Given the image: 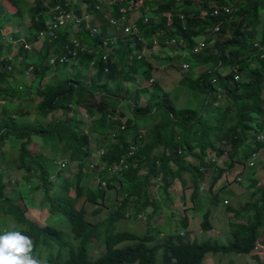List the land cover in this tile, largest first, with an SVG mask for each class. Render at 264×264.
Segmentation results:
<instances>
[{
    "label": "trees",
    "instance_id": "trees-1",
    "mask_svg": "<svg viewBox=\"0 0 264 264\" xmlns=\"http://www.w3.org/2000/svg\"><path fill=\"white\" fill-rule=\"evenodd\" d=\"M182 1L136 0L139 11L135 22L140 25L142 40L125 35L124 24H121L119 39L109 60L97 56L92 77L86 68L79 72L71 68L73 78L59 75L54 83L46 82L48 68H52L47 61L50 44L45 43L40 59L36 56L34 59L33 54L25 49V42L21 41V32L12 33V41H4L3 29L11 25L10 21L23 20L20 5L25 3L24 0H8L9 5L17 9L11 15H5L8 9L1 5L0 235L20 231L29 236L33 240L34 253L45 264H173V258L175 264H203L210 252L239 255L253 252V260L248 264H264V256L256 251L264 246L260 240L264 228L263 188L255 190H259L257 193L262 198L259 203L251 201L242 207L227 205L230 213L228 232L232 236L227 242L211 236L204 240L187 238V215L178 220L185 226V231L168 232L164 225L174 224L166 218L157 234L150 230L145 233L134 230L139 229L143 220L148 222L150 229L154 219L167 216L161 208L168 205L166 200L176 203L182 199L180 201L188 204L186 194L178 199L176 194L173 197L171 187L176 181L187 186L191 177L197 187V184L210 180L207 176L211 173L215 177L213 189L214 184L224 179L238 162L243 163L242 168L245 166L246 171L253 155L264 149V144L256 139L257 133L263 131L264 57H261L262 51L254 47L256 41L264 43V0ZM80 2V6L85 3V9L81 10L77 3L71 4L66 0H35L36 8L31 10L34 33L24 36L26 41H35L37 34L44 30L46 13L51 7L59 5L80 15L97 11V0ZM213 6H231L232 11L214 16L211 15ZM105 10L110 11L106 7ZM4 15L8 17L7 21H4ZM118 15L119 9L115 13ZM145 15L149 16L147 21ZM97 16L104 19L107 14L99 12ZM107 20L101 23L100 35L92 37L81 30V41L97 50L101 48L103 38L112 35L111 21ZM216 25H220L219 31L214 30ZM227 33L229 37H225ZM203 35H206V47L195 53L194 47ZM172 38H176L177 46L182 44L184 50L192 54L194 66L206 67L197 79L186 77L180 81V84H190L192 89L208 96L202 111L178 109L155 80L151 83L154 90L150 88V100L144 107H141L139 94L132 90L130 83L137 82L142 67L147 80H152L153 74L149 58L144 55L138 59L136 51L154 46L155 40L164 49ZM67 40L63 38L61 43ZM14 41L18 52L12 57ZM92 57L89 53L82 55L88 68ZM23 63L31 64L35 75L33 86L28 87L33 95L31 98L25 97L26 91L15 83V74L24 72L20 66ZM188 63L191 68V63ZM57 67L60 68L59 65ZM124 85L128 86L123 92ZM123 101L131 104L137 118L153 115L155 126L152 124V128H147L133 119L124 120L123 113L119 121L110 120L108 115L118 111L112 107L113 103L121 104ZM16 102L19 105L14 108ZM73 107L81 108L89 119L86 131L80 129L76 114L69 116ZM33 112L37 114L35 121L26 120ZM158 118L163 122L157 123ZM49 119L45 124L44 121ZM124 121L127 130L119 135L118 142L112 143V130L119 128ZM147 134L151 139L146 142ZM92 135L96 136L97 150L106 148L99 157V166L103 167L99 173L89 167L93 157ZM14 141L20 145L19 155L6 158L7 144ZM133 145L139 146V150L129 157ZM192 157L196 162L189 161ZM126 158L129 167L122 173H114L117 165ZM222 159L227 161L229 171H222L218 166ZM75 165L76 172H71L70 167ZM11 168L22 174L16 179L10 178ZM86 172L93 175V186L88 185ZM237 178L223 184L237 182ZM98 179L107 182L108 190L97 182ZM19 186L22 189L18 191ZM111 190L116 191L117 202L108 216L98 221L89 220L85 203L93 204L92 214H100ZM198 195L197 188L193 197ZM218 195L215 194L214 198ZM16 196L26 200L27 206L30 204L31 207H35L39 196L42 207L47 208L48 217H55L54 223L42 225L31 218L28 207L15 201ZM45 202L47 207H44ZM185 209L189 207L185 206ZM180 210L182 208L172 211L175 219H178L175 211ZM210 217L211 210L205 213L203 235L214 228ZM241 217L242 220L239 219ZM122 218L125 223L120 222ZM91 244L96 247L89 250ZM95 251L97 255H94Z\"/></svg>",
    "mask_w": 264,
    "mask_h": 264
},
{
    "label": "rangeland",
    "instance_id": "rangeland-1",
    "mask_svg": "<svg viewBox=\"0 0 264 264\" xmlns=\"http://www.w3.org/2000/svg\"><path fill=\"white\" fill-rule=\"evenodd\" d=\"M72 1H74V3H77V2H80L81 0H72ZM24 2L25 3H22L20 5L23 10L22 11L23 20L21 22H17L14 20L10 21L9 25L10 24L11 25L3 29L4 41H9L11 34L15 33L16 31L21 32L22 37L24 36L27 37L28 35H31V34L33 35L34 33L33 32L34 30L32 29L33 22L31 20L33 13L31 12V10L36 8L35 0H24ZM82 4L85 5L84 2ZM1 5L6 6V8L8 9L9 13L6 12L5 15L14 14L17 11L16 8L9 5L8 0H0V7ZM137 18H138V15H135L133 17V20L136 21ZM3 19L4 21L5 20L7 21L8 17L5 16ZM13 24H15L17 28H15L16 26H13ZM229 36H230L229 33H227L225 37H229ZM201 38L202 37L198 38V40H200ZM216 38L217 37L215 36V39ZM174 45L172 46L168 45L164 49L161 48L160 46H156V47L146 46V53L148 51H151V49L153 50V48L157 49L158 53H161V54L167 53L165 49H169L171 51H174V50L178 51L179 49L183 48L184 50L183 45H179V46L177 45L174 46ZM17 49H18V46L16 47V45H14L11 48L12 57L17 54ZM184 52L185 53L183 54H185L186 56L177 57L175 61L170 60V59L167 61L165 60L164 61L165 67L161 66L160 68L153 69L152 79L154 78L155 83L157 82L160 83L161 87L167 93V95H170V98L174 100V103L176 104L178 109L180 110L192 109V110L202 111L204 109V106L206 105L208 96L199 91L192 89L190 84L189 85L180 84V80L186 77L190 78V80L196 79L198 78V73L200 74V72L205 70L206 67L201 68L200 66L199 67L194 66L195 60L191 59L192 54L189 52L187 53V51H184ZM31 54H33L34 59H36V57L40 59L39 48H36L34 52H32ZM167 55H170V53H167ZM163 59H165V56H163ZM185 62H190L191 68L189 69L184 68L183 65ZM31 64L33 65L32 60H31ZM31 64H29V66L25 63L21 64L20 65L21 70L24 72L15 74V77H16L15 83L19 85L24 91H26V94H24V96L28 98L33 97L28 87L31 88L30 86H33V80L35 77V75L31 71V67H32ZM176 65L178 67H176ZM65 67L54 68V69L48 68V72L46 74V79H47L46 82L54 83V80L57 77H59V74L61 72H63V75L65 78L67 77L73 78L74 77L73 70L71 68L65 69ZM83 68H86V70H88L89 77H92V75L94 74V69L89 70V68L86 66H84ZM83 68H80L78 70L81 71ZM137 80H138V77H137ZM148 81L149 82L147 83L145 79L140 77L139 84H136V83L132 84V87H133L132 89H133L134 94H139V100H140L141 106H144L145 102L146 103L149 102L150 93L152 92V90H154L153 86H151L152 85L151 80H148ZM128 85L123 86V89H124L123 92L125 91ZM143 85L145 86L146 90L142 89ZM162 94L163 93H161V95ZM97 98L99 100V96ZM128 98H131V97H129L128 95ZM219 102L222 103L221 98L219 99ZM127 103L129 102H124L123 104H117L116 102H114L112 107L115 108L116 110H120L125 115L123 118L124 120L133 119V121L137 122L138 124L140 123L141 126H145L147 128H152V124H154L155 126L154 119L156 118L153 115H142L137 118L135 117V115H133L132 109L130 107L131 104L129 103L130 105L129 104L127 105ZM18 105H19V102H16L13 104V107L16 108ZM72 113L77 115L78 122L81 123L80 129L83 131H86V129H88V126H89V119L86 118L83 110L81 108L73 107L72 112L69 113V116H71ZM36 115L37 114L33 112L30 116L26 117L25 119L28 121L34 122ZM60 116L63 117V114H60ZM159 119L160 118H158L157 123L163 122V120H159ZM49 121L50 119L44 121V123L47 124ZM117 129L118 128H115L114 130H117ZM34 139L35 141H38L37 138H34ZM150 139H151L150 135L147 134L146 139H145L146 142L149 141ZM95 141H96V136L92 135L91 136V153L93 154V158L97 160V157L99 156L96 154ZM7 145L8 146L6 148L9 149V151L5 154L6 158L7 157L8 158L18 157L20 145L16 143L15 141L8 143ZM207 153H209V156H210L211 154L210 150H208ZM189 161L196 162L194 157L190 158ZM62 163L63 162H60V165H62ZM64 163L66 164L67 162H64ZM242 164L243 163L238 162L234 166L232 171L226 177H224V179H221L214 184L215 186L213 187V189H212L213 180H214L213 178L215 177H212L211 173H209L207 176L210 180H206L202 184L201 183L197 184V187L194 186V182H192L191 177H189L190 181L187 182L188 183L187 186H185L183 183H179V181H176L175 184L171 187V192L174 193L173 197L177 195V197L175 198L178 199L180 198V196L186 194L188 204H184L183 201H180L182 199L178 200V202L176 203H172L170 200H166V203L168 205L167 206L164 205V207H161V208L163 209V213H166L167 216L164 215L165 217H163L160 220H156V221H154L155 220L154 219L150 226V229H148L147 227L148 222L143 220V222H140L139 229H134V230L139 231L140 233H145V232H148V230H150V232L157 234L158 229L162 225V221L165 218H166L165 220L170 219L174 224V226L170 224L164 225V229H166L168 232L170 230L172 231L182 230V229L184 230L185 226L180 225L182 223H179L178 220L182 218L183 216L185 217V215H187V217H189V227L185 228V230L189 232V234L187 235V238L192 237V239L204 240L211 236L215 239H218L220 242H227L232 237L231 234L228 232L230 213L227 208V205H232L234 207H242L244 205H248V203H250L251 201H256L257 203H259V199L260 201H262V198H259L260 194L257 193L259 190L258 191H255V190H257L258 188L264 189V149L259 151L258 157L255 159L254 165L251 168L248 167L245 171V166L242 168ZM72 165L73 164H71V166ZM218 166L222 169V171H229V166H228L227 161H225V159L220 160ZM76 169H77L76 165L73 167H70L71 172H76ZM9 171H10L9 173L10 178L12 179H16L18 176L22 174L21 172H18L16 168H11L9 169ZM239 174H241L240 176L242 179L241 183L233 181V183L223 184L227 182L228 180H234V178L236 179ZM85 178L88 179L89 186L94 185V177L91 173L86 172ZM202 186L203 188H201ZM197 188L199 189V195L196 198H194L193 195ZM21 189L22 187L19 186L18 191ZM161 189L159 187L160 192L162 191ZM215 194H219L218 197L216 198L217 200L214 198ZM255 197H258V198L253 199ZM225 198L228 199L227 203L223 201ZM15 201L23 205V207H28L27 209L28 215L31 218L37 220L40 224L47 225L48 223H54L55 217H48L49 215L48 213H46L47 208L42 207V203H41L39 196H37V204L34 205L35 207H31L30 204H28L27 206L26 200L20 197H17V196L15 198ZM116 202H117L116 191L115 190L109 191L107 204L106 206L102 207V212L97 215L92 214V211L94 209L93 204L90 202H86L85 209L88 210L86 211V213H88L86 217H88V219L91 221H98V220L104 219L108 216L109 212L112 210ZM170 204H172V206H170ZM185 206L189 207V209H185ZM44 207H47V202L44 203ZM177 208H182V210L175 211V213L178 214L177 215L178 219H175L173 217L172 211L176 210ZM209 210H211L210 218H211L214 228L212 230L207 231L208 234L205 233L203 235L204 229L202 227V223L205 220V213ZM151 219H152V216H151ZM239 219L242 220L243 218L241 217ZM125 221L126 220L123 218L120 219V222L125 223ZM160 229L162 230V227ZM167 235L168 233H166V236ZM166 236H163V237H166ZM260 240L262 241V243H264V228H263L262 236L260 237ZM94 247H96V245L91 244L89 250L93 249ZM256 251L259 252L261 256H264V246L260 247V249ZM97 254L98 253L95 251L94 255H97ZM252 254L253 252L247 255L246 254L239 255L237 253L210 252L206 255V258L203 264H248L250 261L253 260Z\"/></svg>",
    "mask_w": 264,
    "mask_h": 264
},
{
    "label": "built area",
    "instance_id": "built-area-1",
    "mask_svg": "<svg viewBox=\"0 0 264 264\" xmlns=\"http://www.w3.org/2000/svg\"><path fill=\"white\" fill-rule=\"evenodd\" d=\"M234 1V0H232ZM179 3H183L182 0H178ZM86 8V5H84ZM105 7L111 11L109 12V20L111 21L110 28L113 27L114 33L111 31V36L103 38V45L98 50L94 47L89 46L88 43L81 41L79 37L78 31L84 30L90 34V36L94 37L96 35L101 34V22L98 20L97 14L99 12H104ZM84 8V9H85ZM213 12L211 15L219 16L221 13H230L232 11L231 6L217 7L213 6ZM96 10L90 12H83L81 15L74 12L73 9H66L59 5L55 7H51L50 10L46 13V20L44 25V30L39 32L36 36L35 41L29 42L26 41V38L23 37V41L25 42V49L32 53L36 48H41L45 45V43L50 44V52L48 56V65L52 68H56L59 66H66L74 69V71H79L78 69L83 68L84 62L82 60V55L89 53L93 55V57L89 61V70L94 69L97 62V56L104 57L105 60H109L112 50L115 48L116 40L114 37L118 36V31L121 29V24H124V32L127 36L137 37L139 40H142V35L140 31V25L133 20V15H135L139 11V4L136 0H97ZM119 9V15L115 16L116 10ZM99 11V12H98ZM184 18V16H183ZM149 19V16L145 15V21ZM38 20V19H37ZM215 31L220 30V25H216L214 27ZM207 32H209L207 30ZM78 33V36H77ZM68 34V35H67ZM70 35V38L68 39ZM63 38H67L68 40L65 43H61ZM10 41L12 39L10 38ZM15 42V41H14ZM16 43V42H15ZM168 45H173L177 43L176 38H172L167 41ZM182 45V44H180ZM154 46H158V41H154ZM206 47V35H203L200 40L197 41L194 52L200 53ZM254 47L258 48L262 51L261 57H264V43L256 41L254 43ZM146 52V48L142 50H137L136 55L138 59H142ZM184 68H190V64L188 62L184 63ZM84 70V68L82 69ZM109 71V69H106ZM239 78H237L238 80ZM153 82V80H151ZM121 111L118 110L116 113H111L108 115L110 120L119 121L122 119ZM263 123V131L257 133V141L264 144V117L262 118ZM127 130L126 121L117 129L112 130L111 132V142H118L119 135ZM141 148V147H140ZM139 150V146L133 145L130 150L129 157L134 156ZM106 151V148H102L101 150L96 149V154L101 157ZM259 153L253 155V160L250 162L249 167L254 165L255 159L258 157ZM93 156V154H92ZM99 157L95 160L92 157V161L89 163V167L91 171L100 172L99 165ZM129 167L127 158L123 159L121 164L117 165L114 169V173H122ZM241 177L237 178V182H240ZM101 185L107 189L108 184L105 181H100ZM108 190V189H107ZM227 203V200H225Z\"/></svg>",
    "mask_w": 264,
    "mask_h": 264
},
{
    "label": "clouds",
    "instance_id": "clouds-1",
    "mask_svg": "<svg viewBox=\"0 0 264 264\" xmlns=\"http://www.w3.org/2000/svg\"><path fill=\"white\" fill-rule=\"evenodd\" d=\"M0 264H45V261L34 253L29 236L20 231H8L0 235Z\"/></svg>",
    "mask_w": 264,
    "mask_h": 264
},
{
    "label": "crops",
    "instance_id": "crops-1",
    "mask_svg": "<svg viewBox=\"0 0 264 264\" xmlns=\"http://www.w3.org/2000/svg\"><path fill=\"white\" fill-rule=\"evenodd\" d=\"M66 2H69V3H74V1H69V0H66ZM81 2H77V5L78 4H80ZM78 6H80V5H78ZM80 8H81V10H83L84 8H85V6H84V4H81V6H80ZM102 12V11H101ZM102 13H104L105 15L107 14V16L103 19L102 17H99L98 18V20L102 23V21L104 22H107L108 20L107 19H109L108 17H109V13H108V11H106V10H104V12H102ZM110 14H111V11H110ZM137 15V14H136ZM135 16V15H134ZM107 18V19H106ZM104 24V23H103ZM110 30L114 33L115 31H114V29H113V27H111L110 28ZM80 31H78V33H79ZM78 33H77V36H78ZM80 34L81 33H79V37H80ZM83 36V35H82ZM202 37V36H201ZM70 38V35H69V37H68V39ZM115 38V40L117 41L118 39H119V37H114ZM86 40V39H85ZM21 41L22 42H24L23 41V37L21 38ZM116 44V43H115ZM15 45H16V47H17V43H15ZM46 45V44H45ZM44 45V46H45ZM176 45V44H175ZM174 45V46H175ZM43 46V47H44ZM179 46V45H178ZM43 47L41 48V50L43 49ZM154 47V46H153ZM156 47V46H155ZM175 48V47H174ZM174 48H172V49H174ZM166 50V52L167 53H170V55H167V53L166 54H161V53H158V51H157V49H155V48H153V50L151 49V51H148L147 53L145 52V54L144 55H146V56H144V57H148L149 58V61L152 63V65H153V69H155V68H160L161 66L162 67H165V64H164V61L166 60H169L170 58L169 57H173V59H170V60H174L175 61V59L177 58V57H180V56H186L185 54H183V53H185L184 51L185 50H183V48L182 49H179L178 51H171V50H169V49H165ZM17 52H18V49H17ZM188 53V52H187ZM163 56H165V59H163ZM60 67H62V66H60ZM65 67V66H64ZM176 67H178L177 65H176ZM56 68H58V67H56ZM143 69H144V67H142V69H140L139 70V72H138V80H137V82H136V84H139V81H140V77H142L143 79H145L146 81H147V83L149 82L148 80H147V78L145 77V74L143 73ZM95 68H94V72H95ZM76 72V71H75ZM79 72V71H78ZM59 75H62V77H63V72H61ZM198 75H199V73H198ZM152 77H153V74H152ZM184 79V78H183ZM183 79L182 80H180V81H183ZM197 79V78H196ZM152 80H154V78L152 79ZM130 84H133V83H130ZM183 84V83H182ZM133 88V87H132ZM142 89H144V90H146V88H145V86L143 85V88ZM133 90V89H132ZM167 95V94H166ZM151 97V96H150ZM150 97H149V99H150ZM124 102H127V101H123L121 104H123ZM129 103H127V105H128ZM130 105V104H129ZM146 105V102H145V104H144V106ZM144 106H141V107H144ZM132 112H133V110H132ZM125 116V115H124ZM96 147V146H95ZM251 168V167H250ZM250 172V171H249ZM254 199V198H253Z\"/></svg>",
    "mask_w": 264,
    "mask_h": 264
},
{
    "label": "bare ground",
    "instance_id": "bare-ground-1",
    "mask_svg": "<svg viewBox=\"0 0 264 264\" xmlns=\"http://www.w3.org/2000/svg\"><path fill=\"white\" fill-rule=\"evenodd\" d=\"M102 47V46H101ZM117 165V164H116ZM94 173V172H93Z\"/></svg>",
    "mask_w": 264,
    "mask_h": 264
}]
</instances>
